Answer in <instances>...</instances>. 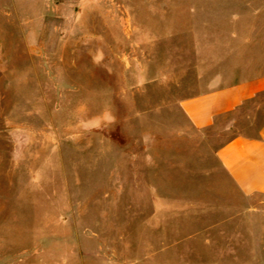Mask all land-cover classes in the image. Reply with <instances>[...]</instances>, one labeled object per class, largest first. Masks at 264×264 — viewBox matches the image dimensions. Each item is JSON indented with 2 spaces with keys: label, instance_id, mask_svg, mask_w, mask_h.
<instances>
[{
  "label": "rangeland",
  "instance_id": "1",
  "mask_svg": "<svg viewBox=\"0 0 264 264\" xmlns=\"http://www.w3.org/2000/svg\"><path fill=\"white\" fill-rule=\"evenodd\" d=\"M259 8L0 0V264H264V217L249 211L255 243L205 251L184 221L174 249V184H156L157 149L172 151L196 91L194 26Z\"/></svg>",
  "mask_w": 264,
  "mask_h": 264
},
{
  "label": "crops",
  "instance_id": "2",
  "mask_svg": "<svg viewBox=\"0 0 264 264\" xmlns=\"http://www.w3.org/2000/svg\"><path fill=\"white\" fill-rule=\"evenodd\" d=\"M262 14L259 8L252 20L235 14L194 26L196 91L177 107L186 127L172 140V151L157 149L156 184H174V249L185 241L178 224L184 221L186 242L205 251H225L230 236L233 246L255 243L243 224L248 211L264 217ZM181 186L188 196L179 199Z\"/></svg>",
  "mask_w": 264,
  "mask_h": 264
}]
</instances>
